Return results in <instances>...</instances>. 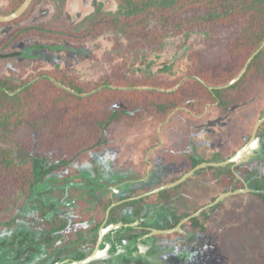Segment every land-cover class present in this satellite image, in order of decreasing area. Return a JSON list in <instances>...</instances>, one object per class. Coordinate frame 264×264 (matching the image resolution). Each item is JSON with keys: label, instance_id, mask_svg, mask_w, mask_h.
Here are the masks:
<instances>
[{"label": "trees", "instance_id": "1", "mask_svg": "<svg viewBox=\"0 0 264 264\" xmlns=\"http://www.w3.org/2000/svg\"><path fill=\"white\" fill-rule=\"evenodd\" d=\"M7 1L1 15L13 13L25 0ZM50 1L55 0H34L20 18L0 23V27L13 26L0 40V59L17 56L11 51V46L20 41L21 34L77 42L88 36H98L104 30H117L127 35L131 46H138L136 51H156L161 50L160 43L167 29H176L178 32L196 29L203 32L208 24L224 20L237 22L231 18L239 8H249L253 10L251 12L264 18V0H116L120 6L116 13H97L78 34L56 28L52 22L23 24L32 16L37 6ZM151 20L158 22L154 29L148 27ZM259 26L258 46L264 40V23L260 24V20ZM74 53L79 52L76 50ZM215 66L219 67L220 64ZM251 67L252 64L248 66L247 73ZM69 72L66 69H55L20 82L0 76V192L4 195L20 191L30 196L33 190L37 191L48 180L57 184V176L77 159L85 160L88 155H96L115 146L116 127L129 134L157 133L169 126L179 114L186 115L190 121L203 118L208 104L214 105L226 115L228 109L243 98L235 90L247 75L246 73L237 83L226 87L240 71L237 70L228 77H220L218 73L209 71L206 64L198 59L178 78L146 75L138 79L133 73L127 75L122 73L121 68H117L113 72L115 78L110 76L96 84H84ZM22 137L37 138L39 141L33 140L32 147L31 140ZM245 141H236L235 147L227 148L223 157H214L208 161L219 162L231 158ZM178 157H187L186 152H180ZM204 161L189 157L187 170ZM250 165L251 161L240 166L231 164L224 168L209 169H214L219 175L226 174L223 184L226 185L228 177V190L234 189L235 183H238L240 188L247 186L258 191L253 195L264 204V183L249 175ZM207 169L200 170L198 175L185 184ZM187 170L170 181H176ZM184 188V196H179V200L184 202L185 213L177 217L173 225L208 204H194L193 189L186 190L185 185L177 188V195ZM173 192L176 189L132 203H147L146 201L156 197L168 200ZM218 196L210 198L209 203ZM147 205L152 207L151 204ZM216 208L192 219L190 222L193 230L205 232V223ZM169 210L157 209L159 213Z\"/></svg>", "mask_w": 264, "mask_h": 264}, {"label": "rangeland", "instance_id": "2", "mask_svg": "<svg viewBox=\"0 0 264 264\" xmlns=\"http://www.w3.org/2000/svg\"><path fill=\"white\" fill-rule=\"evenodd\" d=\"M7 2L0 0V11ZM98 7V13L103 14H113L120 9L116 0H56L37 6L23 24L52 22L56 28L78 34L86 28L89 19L96 15L93 13ZM242 9L246 8L237 9L236 15L231 18L237 22L224 20L212 24L215 27L210 28L211 38H208L205 31L196 29L183 32L167 29L160 43L161 50L156 51H136L138 46H131L127 35L117 30H104L98 36H88L77 42L21 34L20 41L11 46V51L17 56L0 59V76L20 82L30 80L39 73L66 69L78 78V82L96 84L110 76L115 78L114 69L121 68L122 73H133L138 79L146 75L178 78L195 59L202 60L206 39H220L219 35L213 36L221 28L220 25L248 23L257 24L259 28V20L260 24L264 23V18L257 16V13H246ZM157 24V21L151 20L148 27L154 29ZM12 29L13 26L2 27L0 40ZM75 49L78 54L74 53ZM259 101L258 107L262 109L264 98ZM220 113L219 109L213 107L203 118L193 121L179 114L169 126L157 133L129 134L116 127L115 146L102 150L93 159H89L91 155L85 161L77 159L63 169V175L58 177L56 185L68 178L69 183H74L75 179H85L101 188L124 183L127 189L121 197L125 198L142 190L138 184L129 185L142 178L152 165L154 181L169 179L167 176L170 174L165 170L166 163L159 159L165 153L186 152L205 161L223 157L227 148L235 147L236 137L245 141L250 136L257 112L247 116L243 122L239 119L237 107L230 108L225 116ZM263 129L264 126L259 133ZM22 139L31 140V144L33 140L39 141L37 138ZM209 168L188 182V190L193 189L192 196L196 205L209 203L210 198L231 190H228V177L224 186L219 172ZM102 172L105 174L103 177ZM249 175L264 183V160H251ZM52 183L49 181L47 185L51 187ZM237 189H240V185L235 183L233 190ZM22 193L25 194L14 191L6 196L0 192V218L9 211L17 195ZM181 208L185 210L184 206ZM205 229V232L195 231L190 236L173 234L169 235L168 240L161 239L159 242L162 245L171 247L163 258L164 264H264V204L255 195L247 193L222 201L210 213Z\"/></svg>", "mask_w": 264, "mask_h": 264}, {"label": "flooded vegetation", "instance_id": "3", "mask_svg": "<svg viewBox=\"0 0 264 264\" xmlns=\"http://www.w3.org/2000/svg\"><path fill=\"white\" fill-rule=\"evenodd\" d=\"M99 9L98 7L93 14H97ZM242 10L246 13L253 11L249 8ZM214 27L215 25L208 24L204 32L208 33V38L212 36L210 28ZM219 27L221 28L215 34L213 33V36L219 35L220 39H206L201 61L206 64L209 71L218 73L220 77H228L237 70L240 71V74L246 68L243 74L245 76L248 66L252 64L244 82L235 90L243 98H240L239 102L230 108L237 107L240 120L247 118L253 112H257L254 128L256 122L264 118V104L262 109L258 107L260 104L259 99L264 98V47L256 53L264 40L258 46L259 33L257 24H223ZM234 37H237V39H234ZM256 47L257 49L255 50ZM4 52L8 53L7 51ZM216 64H220V66L217 67L215 66ZM242 64L244 65L242 66ZM213 107L214 105L208 104L205 115ZM220 114L225 116L222 112ZM263 126L264 123L256 133V137L262 138V148L260 152L256 151L254 153L251 160H264V129L259 133ZM252 132L253 129L245 144L251 139ZM236 141L242 142L244 140L236 137ZM179 154L165 153L164 156L159 158L166 163L165 170L170 174L167 176L168 180L162 182L159 180L154 181L151 174L152 165L142 178L130 183L129 186L138 184L142 188L139 195H142L163 185L175 182L170 180L187 170L189 157L194 158L190 153H186L187 157H178ZM94 156L98 155H92L89 159H93ZM191 170H187L183 175ZM198 172L190 178L198 175ZM102 173V177L105 176L104 172ZM60 175H63V173H60L57 177ZM224 176H226L225 173L221 175L220 181L225 180ZM190 178L180 184L185 185L186 190L190 186L185 183ZM68 181H70L69 178L63 179V183L51 185L50 187L47 185V182L49 183L48 180L40 185L37 191L33 190V194L30 196L23 193L17 195L9 211L0 218V264H73L89 258L96 249L102 252L100 258L87 264H164L163 258L166 252L171 250V247H166L159 241L161 239L168 240L170 238L169 235L190 236L195 232L190 222L191 219L184 223L178 232L168 235L153 234L155 230L174 229L180 222L190 216L184 217L179 223L173 225L175 219L185 213L181 208L184 202L179 200L180 197L184 196L185 188L180 190L179 195H177V188L180 185L164 190L176 189V192H173L175 195L171 193L168 200L156 197L146 201L152 205L149 208L147 203L135 205V203H132L135 200L127 201L129 198L138 196L136 195L138 192L132 193L125 198L121 197L127 189L124 183H116L115 185L101 188L102 186L90 183L85 179H82L83 182L80 180L82 183L78 179H75L74 183H69ZM230 191L235 190L231 189ZM215 207H218V205ZM160 208L170 210L166 211V213L162 211L159 213L157 209ZM212 208H208L203 212ZM143 218H146V221L134 228L125 226L138 222Z\"/></svg>", "mask_w": 264, "mask_h": 264}, {"label": "water", "instance_id": "4", "mask_svg": "<svg viewBox=\"0 0 264 264\" xmlns=\"http://www.w3.org/2000/svg\"><path fill=\"white\" fill-rule=\"evenodd\" d=\"M34 0H25L23 2V4L13 13L9 14V15H0V23H9L12 22L18 18H20L30 7V5L32 4ZM264 47V42L261 45V47L259 48V50L256 52L258 53L262 48ZM253 58V57H252ZM251 58V59H252ZM250 59V60H251ZM246 68L243 69V71L238 75L237 78H235L233 81H231L227 86H232L233 84L237 83L243 76L244 72H245ZM264 123V118L260 119L259 121L256 122L254 128H253V132H252V137L251 139L241 148L237 151V153L225 160V161H221V162H203L200 163L199 165H197L195 168H193L191 171H189L188 173H186L185 175H183L180 179H178L177 181L173 182V183H169L166 185H163L153 191H150L148 193L142 194V195H138L132 198L127 199V201H133V200H139L142 199L144 197L153 195V194H157L161 191L167 190V189H171L174 188L182 183H184L188 178H190L191 176H193L196 172H198L199 170L206 168V167H224V166H228L231 164H234L235 166H240L242 164L248 163L252 156L254 155V153L260 152L261 148H262V138L261 137H256V133L259 129V127ZM256 191L251 190L248 187H245L243 189H238L235 191H228L225 192L223 194H221L219 197L216 198V200L214 202H212L211 204H209L208 206L200 209L199 211H197L196 213L190 215L189 217L185 218L182 222H180L174 229H170V230H155L153 234L158 235V234H163V235H168V234H172L174 232H178L181 230V226L188 222L189 220L196 218L198 216H200V214L208 209V208H212L215 207L217 205H219L222 201H224L225 199L232 197V196H236V195H241V194H247V193H254ZM117 205V204H116ZM115 206V205H113ZM144 221H146V218H143L141 220H139L138 222H135L133 224L130 225H125L126 227H131L134 228L140 224H142ZM101 251H99L98 249H96V251L87 259L80 261V262H75L73 264H87L91 261L97 260L100 258L101 256Z\"/></svg>", "mask_w": 264, "mask_h": 264}]
</instances>
